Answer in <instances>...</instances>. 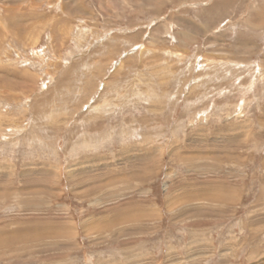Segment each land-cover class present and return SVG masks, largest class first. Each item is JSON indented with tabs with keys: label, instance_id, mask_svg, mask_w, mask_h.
<instances>
[{
	"label": "rangeland",
	"instance_id": "rangeland-1",
	"mask_svg": "<svg viewBox=\"0 0 264 264\" xmlns=\"http://www.w3.org/2000/svg\"><path fill=\"white\" fill-rule=\"evenodd\" d=\"M0 264H264V0H0Z\"/></svg>",
	"mask_w": 264,
	"mask_h": 264
}]
</instances>
